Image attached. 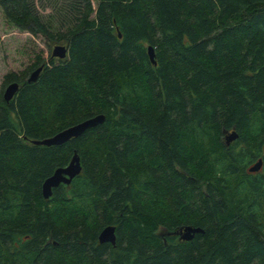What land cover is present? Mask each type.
<instances>
[{"label": "trees", "instance_id": "obj_1", "mask_svg": "<svg viewBox=\"0 0 264 264\" xmlns=\"http://www.w3.org/2000/svg\"><path fill=\"white\" fill-rule=\"evenodd\" d=\"M50 5L59 26L34 0H0L19 30L67 48L4 75L19 87L0 92V264H264V0ZM74 153L79 174L44 198ZM109 224L114 245L98 241ZM184 226L202 232L182 240Z\"/></svg>", "mask_w": 264, "mask_h": 264}, {"label": "water", "instance_id": "obj_2", "mask_svg": "<svg viewBox=\"0 0 264 264\" xmlns=\"http://www.w3.org/2000/svg\"><path fill=\"white\" fill-rule=\"evenodd\" d=\"M118 36L120 37V34H118ZM66 53H67L66 46L63 44H57L56 46L53 47L51 55L62 59L66 56ZM148 55L152 63L155 64L153 58L154 52L151 46H148ZM41 70H42V65L32 70L27 80L29 82H35ZM18 87L19 84L16 81L7 84V86L5 87L2 93V96L6 102H9L13 98L14 94L18 90ZM104 118L105 117L103 114H97L91 118L78 122L63 130H60L59 132H57L56 134L50 137L39 140H32V143L47 145V146L61 144L71 139L72 137L79 136L81 133L85 131V129L93 127L103 122ZM237 136L238 134L234 130L228 132L224 136L225 144L226 145L230 144L232 141H234L237 138ZM262 164H263V159L259 158L256 162L250 165L247 168V170L248 172H257L261 169ZM80 170H81V166L79 162V157L76 153H74L68 165L57 168L49 177H47L43 181L42 194L44 198H48L52 194V189L57 187L60 183L68 184L74 176L79 174ZM198 232H202V229L199 227L184 226L179 228L174 233L178 234L180 239L182 240H190L192 239L193 235ZM98 241L100 243L109 242L112 245H114L116 241L115 227L110 224L104 226L98 234Z\"/></svg>", "mask_w": 264, "mask_h": 264}, {"label": "rangeland", "instance_id": "obj_3", "mask_svg": "<svg viewBox=\"0 0 264 264\" xmlns=\"http://www.w3.org/2000/svg\"><path fill=\"white\" fill-rule=\"evenodd\" d=\"M37 9L43 16L51 14L57 21L56 9L53 10L50 3H61L64 0H34ZM95 5L96 0H92ZM42 4L45 7H42ZM60 4H57V8ZM63 44L62 42H48L40 34H32L19 30L5 16L0 6V92L4 91L7 84H4V75L9 72L20 73L35 61L37 54L47 58L54 46Z\"/></svg>", "mask_w": 264, "mask_h": 264}]
</instances>
